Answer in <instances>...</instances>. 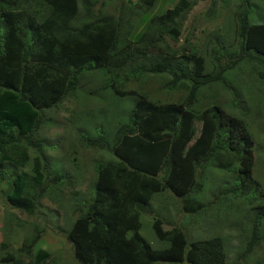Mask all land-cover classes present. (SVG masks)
<instances>
[{"label":"trees","instance_id":"1","mask_svg":"<svg viewBox=\"0 0 264 264\" xmlns=\"http://www.w3.org/2000/svg\"><path fill=\"white\" fill-rule=\"evenodd\" d=\"M261 1L240 0L236 42L229 50L204 46L213 65L207 74L202 52L189 35L183 36L192 0H177L152 16L138 33L137 21L155 0H0V182L13 177L2 189L8 206L34 215L47 197L48 186L65 179L56 174L49 183L46 180L49 168L40 155L48 142L36 140L43 115L80 90L82 81L92 80L95 71L106 73L104 86L113 96L136 101L110 144L98 128L95 139L80 136L88 148L106 150L115 161L95 165L90 202L75 208L79 216L66 234L73 260L76 264H224L221 237L188 242L180 228L164 230L156 217L152 229L164 246L153 249L139 233L140 216L149 214L150 201L166 190L182 202V212L197 214L204 207L196 204L204 169L211 163L218 168L225 163L223 169H229L232 165L223 161L225 156L233 161L238 179L215 198L248 194L254 202L263 199L253 195L254 139L245 122L223 105L199 113L192 109L202 98L200 88L207 87L206 95L215 99L217 85L211 84L219 83L234 100L228 109L242 111L245 102L233 89L234 78L247 67L257 82L264 83V23H249L252 9L258 13L255 7ZM110 2L116 9L102 15L101 8ZM119 71L128 75L125 83L128 77L136 81L141 76L166 75L170 79L165 86L186 95L178 102H153L140 89L119 87L113 80ZM195 123H200L198 134ZM30 150L37 156L28 174L23 169ZM263 224L261 205L254 208L249 241L239 260L264 242L258 233ZM38 234L12 251L1 243L0 264H49L51 254L34 250Z\"/></svg>","mask_w":264,"mask_h":264},{"label":"rangeland","instance_id":"2","mask_svg":"<svg viewBox=\"0 0 264 264\" xmlns=\"http://www.w3.org/2000/svg\"><path fill=\"white\" fill-rule=\"evenodd\" d=\"M192 1L194 6L184 21L183 36L189 35L198 52H202L201 55L206 63L205 72L210 74L213 65L210 55L203 51L204 46L209 50L214 48L215 51L217 48L229 50L234 46L235 15L243 7L240 0H224L225 2L215 0V4L213 0ZM176 2L177 0H155L154 7L141 15L137 21L136 33L145 27L152 16L162 14ZM263 4L264 1H261L258 8L254 6L258 13L253 14L252 9L250 24L264 23ZM114 8L115 2L105 3L101 8V14L108 16ZM193 37L196 39L193 40ZM167 40L170 44L173 43L171 39L167 38ZM173 46L179 47L180 44ZM247 70L248 67L244 70L245 73H239L234 78L233 89L238 93L241 101L245 102L242 104V111L241 108L228 109L227 105L234 100L228 90L224 91L219 83L211 84L217 85L214 86L218 92L215 99L206 95L210 92L207 87L200 88L198 93L202 98L199 103L193 104L192 109L199 113L209 106L223 105L228 113L245 122L254 139L252 179L257 182V187H253V195L256 193V199L261 196L263 199L254 202L248 194L243 197L229 194L215 198L218 191L230 189L238 179L233 161L225 156L223 161L227 160V163L232 165L229 169H223L225 163L219 168L211 163L204 169L196 193V204L204 207L197 214L189 215L182 212V202L174 199L168 190L153 197L149 203V214L140 216L139 232L153 249L164 246L157 241L152 229V221L156 217L163 222L164 230L172 227L180 228L188 242L221 237L226 251L224 264H264V242L256 244L250 254L239 260L249 241L254 208L264 205V111L261 113L264 109V83L257 82L254 75ZM127 76L119 71L113 80L122 89L142 90L153 102H178L186 95L182 90H169L165 85L170 78L166 75L141 76L136 81L128 77L129 82L125 83L123 78ZM91 79L82 81L80 90L57 109L49 110L43 115V123L36 140L48 142L46 150L40 155L41 160L49 168L50 175L46 180L49 183L51 176L56 174L64 175L65 179L56 186H53L54 184L48 186L47 197L41 199V207L36 213L30 216L10 208L5 202L2 189L7 187L13 177L9 182H0V244H8L10 251L16 250L24 239L39 233L34 250L42 249L51 254L49 264L50 261L52 264H76L70 243L66 240L67 232L79 216L74 212L75 208H83L84 204L90 202L96 177L95 165L99 162L115 161L106 150L88 148L81 141L80 136L82 134L89 139H95L97 134L95 129L98 128L105 141L110 144L120 126L127 122V115L136 101L135 97L113 96L112 91L104 86L107 83L106 73L103 75L102 72L95 71ZM232 83L228 84L232 85ZM194 127L198 134L200 123H195ZM36 156L34 151H29V162L23 172L31 173L32 159ZM192 197L194 198L193 195ZM258 233L264 236V224Z\"/></svg>","mask_w":264,"mask_h":264},{"label":"clouds","instance_id":"3","mask_svg":"<svg viewBox=\"0 0 264 264\" xmlns=\"http://www.w3.org/2000/svg\"><path fill=\"white\" fill-rule=\"evenodd\" d=\"M34 236V235H33ZM33 236H30V237H28V238H31V237H33Z\"/></svg>","mask_w":264,"mask_h":264}]
</instances>
